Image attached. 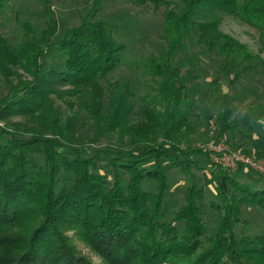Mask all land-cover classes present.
I'll return each mask as SVG.
<instances>
[{"label":"trees","instance_id":"1","mask_svg":"<svg viewBox=\"0 0 264 264\" xmlns=\"http://www.w3.org/2000/svg\"><path fill=\"white\" fill-rule=\"evenodd\" d=\"M8 1L0 0V14ZM103 1L95 0L89 17L59 40L46 3L43 26L24 22L17 43L0 33V119L35 126H0V264H94L74 239L100 264H264V233L237 232L244 207L264 212V189L240 183L197 147L202 124L187 85L191 74L180 68L209 57L227 86L245 75L264 76V58L223 33L215 16L233 17L264 41V0H177L178 12L164 0H127L165 6L167 51L144 63L156 94L138 107L129 83L110 80L128 46L112 23L91 20ZM221 97L219 110L218 98L208 101L218 126L215 143L232 130L230 105L240 99ZM57 101L74 114L64 117ZM82 113L86 134L78 129ZM102 139L109 144L95 148ZM201 156L218 167L209 181L217 198L210 204L214 224L199 204L204 192L194 170H203ZM165 163L189 182L177 211L165 201L171 194Z\"/></svg>","mask_w":264,"mask_h":264},{"label":"rangeland","instance_id":"2","mask_svg":"<svg viewBox=\"0 0 264 264\" xmlns=\"http://www.w3.org/2000/svg\"><path fill=\"white\" fill-rule=\"evenodd\" d=\"M164 1L170 4L169 8H173L177 12L182 10V5L177 0ZM45 3L54 13L58 24L56 40H59L65 30L79 26L84 19L89 17L95 0H9L4 13L0 14V33L15 44L19 40V35L24 31V22L43 26ZM215 16L220 21V29L223 33L239 41L253 54L264 58V41L257 31L229 15L218 13ZM200 17H198V21H204V18ZM97 19H105L112 23L117 40L126 43L128 46L123 64L112 74L110 80L120 85L129 83L138 107L146 96L156 94V84L152 81L151 76L145 72L144 63L151 56L159 57L162 52L167 51V43L163 36L165 6L151 2L137 4L127 0H104L95 16L91 17V20ZM177 61L178 59H176ZM52 64L48 59L47 67L50 68ZM192 66L186 64L180 68L183 75L191 74L190 78L187 77L189 80L187 85L192 89L196 100L195 109L198 120L202 124L199 135L194 137L197 147L200 146L204 149L208 144L218 142L216 141L218 126L215 123V110L211 108V103L208 101L218 98L216 107L219 110L222 108V100H219V97L223 93H228L229 97L238 95L240 99L230 105L233 109V115L229 122L232 123L233 128L219 143H224L242 152L248 150L249 153H259L264 157V152L254 149V145L257 143L264 146V76L255 75L254 80L252 75H245L239 81L227 86L226 80L220 72V65L216 64L212 58L204 57ZM215 82L218 84L216 85ZM4 92L5 90L2 89L0 83V98ZM246 92L247 94L251 92L247 98L244 97ZM57 102V107H60L64 117L74 114L63 101ZM204 108H208L209 112L213 113V117L203 116L202 110ZM82 117H85L83 113L78 123V129L81 133L86 134L89 132V123ZM17 124L21 126L23 131H29L35 127L30 121L19 117L0 119V126L10 130ZM107 144H109L108 141L102 139L94 147H105ZM197 159L203 167V170H194L197 183L204 192L199 204L209 212L207 218L210 223L214 224L215 218L211 214L210 204L216 202L217 198L210 188L209 181L212 175L218 172V167L213 166L211 161V163L207 162V159L202 156ZM165 169L171 185V194L165 201L172 207V211H177L182 205L183 194L189 182L187 178L167 163H165ZM223 172L225 171L223 170ZM230 173L235 174L240 183L250 185L252 189H264V177L257 173H251L250 170H244L238 174L236 171ZM146 188L149 191H154L152 185L147 184ZM243 219L245 224L237 227L239 234L256 235L264 233V212L261 209L244 207ZM69 236L73 237L74 235L69 233ZM74 244L94 264H100V259L94 256L81 242L74 239Z\"/></svg>","mask_w":264,"mask_h":264},{"label":"built area","instance_id":"3","mask_svg":"<svg viewBox=\"0 0 264 264\" xmlns=\"http://www.w3.org/2000/svg\"><path fill=\"white\" fill-rule=\"evenodd\" d=\"M204 149L209 153L211 162L225 172H235L243 166L245 170H252L264 177V157H259L254 152H242L224 143L215 142Z\"/></svg>","mask_w":264,"mask_h":264},{"label":"crops","instance_id":"4","mask_svg":"<svg viewBox=\"0 0 264 264\" xmlns=\"http://www.w3.org/2000/svg\"><path fill=\"white\" fill-rule=\"evenodd\" d=\"M258 148V149H257ZM254 149H256L257 151H262L264 152V146L263 145H259V143H257L256 145H254ZM261 153V152H260Z\"/></svg>","mask_w":264,"mask_h":264}]
</instances>
